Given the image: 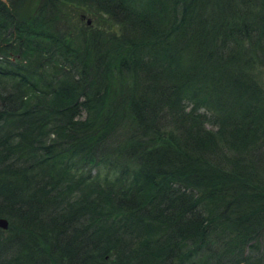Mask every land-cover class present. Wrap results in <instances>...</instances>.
<instances>
[{"label": "trees", "instance_id": "trees-1", "mask_svg": "<svg viewBox=\"0 0 264 264\" xmlns=\"http://www.w3.org/2000/svg\"><path fill=\"white\" fill-rule=\"evenodd\" d=\"M0 216V264H264V0H0Z\"/></svg>", "mask_w": 264, "mask_h": 264}, {"label": "water", "instance_id": "water-1", "mask_svg": "<svg viewBox=\"0 0 264 264\" xmlns=\"http://www.w3.org/2000/svg\"><path fill=\"white\" fill-rule=\"evenodd\" d=\"M81 17H84V14H82ZM87 23H90V19H87ZM7 226L8 220L5 217L0 216V227L6 228Z\"/></svg>", "mask_w": 264, "mask_h": 264}, {"label": "rangeland", "instance_id": "rangeland-1", "mask_svg": "<svg viewBox=\"0 0 264 264\" xmlns=\"http://www.w3.org/2000/svg\"><path fill=\"white\" fill-rule=\"evenodd\" d=\"M84 14V17H81V15ZM79 16L84 20V21H87V19H90V22L92 21V17L91 15H89L88 13H85V12H81L79 11Z\"/></svg>", "mask_w": 264, "mask_h": 264}]
</instances>
